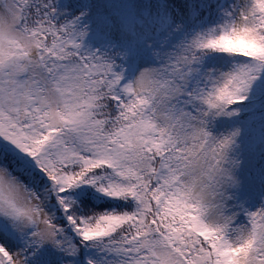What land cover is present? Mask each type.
I'll list each match as a JSON object with an SVG mask.
<instances>
[{
	"label": "snow or ice",
	"instance_id": "obj_1",
	"mask_svg": "<svg viewBox=\"0 0 264 264\" xmlns=\"http://www.w3.org/2000/svg\"><path fill=\"white\" fill-rule=\"evenodd\" d=\"M0 264H264V0H0Z\"/></svg>",
	"mask_w": 264,
	"mask_h": 264
}]
</instances>
